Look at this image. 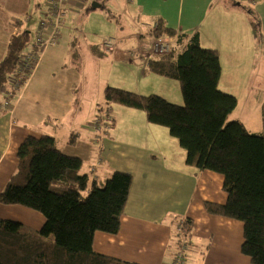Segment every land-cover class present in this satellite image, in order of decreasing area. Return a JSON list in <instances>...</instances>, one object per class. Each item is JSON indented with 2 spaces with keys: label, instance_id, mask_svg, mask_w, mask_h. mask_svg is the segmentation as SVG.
<instances>
[{
  "label": "crops",
  "instance_id": "0c3cea01",
  "mask_svg": "<svg viewBox=\"0 0 264 264\" xmlns=\"http://www.w3.org/2000/svg\"><path fill=\"white\" fill-rule=\"evenodd\" d=\"M124 1L120 12L101 17L93 11L102 3L93 7L88 0H64V23L61 24L58 40L42 55L30 81L22 89L21 97L17 99L18 95L14 96L11 106L5 110L2 108L5 87L3 93L0 92V192L17 171L18 147L29 134H51L63 151L81 156L84 161L94 150L95 140L81 135L91 128L79 120H71L69 112L79 106L87 93L83 81L88 72L77 61L80 46L84 44L88 45L92 56L112 53L116 57L120 51L122 56L130 59V66L135 69V78L130 84L134 91L142 94L146 93V80L141 74L148 70L149 60L155 57L148 56L145 52L147 48L142 50V47L152 41L155 35L153 29L160 21L176 30L175 39L179 33L197 32L203 46L216 48L222 65L220 87L237 97L250 93L256 75V60L261 62L259 73L264 74V0ZM91 2L97 3V0ZM48 18L53 25L49 0H0V59L7 53L12 34L23 29L37 34L41 22ZM80 22H83L82 35L77 34ZM256 30L260 33L256 34ZM95 37L101 38L98 43ZM107 37L119 39L114 51L103 48V40ZM35 40L36 35L33 41L30 40L27 50H31ZM131 49L139 50L133 58L127 56V51ZM70 55L72 61L68 65ZM144 75L152 79L151 74ZM160 83L167 84L166 80H160ZM173 88L177 92V82H172L170 90ZM159 92L167 97L166 93ZM40 94L41 107L38 100ZM35 105L39 109L38 119L31 110ZM28 107L30 112H27ZM142 115L144 133H148L147 142L138 145L135 139L127 138L119 128V120L111 116L112 129L118 126L115 140L111 136L106 142L102 141L105 155L100 157L98 165L89 168L90 173L84 170L90 179L98 182H104L116 169L133 175L121 229L117 234L97 232L95 251L142 264H173L179 238L172 217L177 216L178 228V220L187 216L194 220V229L185 251V264H253L250 257L241 252L244 224L210 214L205 208V201L226 202L228 196L223 189V175L186 163V151L182 146L175 155L176 147L170 149L164 142H152L149 137L154 136L158 129L164 134L167 132L163 130V125L151 123L146 111ZM64 120H69V131L76 140L60 145L59 136L63 138L66 135L58 133L57 129ZM48 124L54 128L50 132L44 126ZM101 131H98L99 139ZM1 218L15 219L34 228H40L45 221L39 211L0 202ZM193 243L195 248L191 246Z\"/></svg>",
  "mask_w": 264,
  "mask_h": 264
},
{
  "label": "trees",
  "instance_id": "16d2710c",
  "mask_svg": "<svg viewBox=\"0 0 264 264\" xmlns=\"http://www.w3.org/2000/svg\"><path fill=\"white\" fill-rule=\"evenodd\" d=\"M164 32L176 35L174 28L160 21L153 33ZM199 37L197 32L177 34L171 51L152 57L148 64L149 71L179 81L183 105L159 93L142 94L113 85L105 88V101L143 109L151 123L168 127L178 138L186 163L223 175L226 202L205 201V208L210 214L241 221V252L253 264H264V133L229 119L238 97L220 87V54L203 46ZM30 40L28 29L11 35L0 59V92L20 66ZM23 87L17 89L18 95ZM108 119L106 131L112 126ZM75 140L71 136L69 143ZM17 156V171L0 192V202L39 211L45 221L34 228L1 218L0 264H142L94 249L97 232L117 234L121 229L133 183L130 172L116 169L104 182L90 179L83 170L84 159L63 151L48 133L26 136ZM180 223L188 246L194 220L181 217Z\"/></svg>",
  "mask_w": 264,
  "mask_h": 264
},
{
  "label": "rangeland",
  "instance_id": "374dc122",
  "mask_svg": "<svg viewBox=\"0 0 264 264\" xmlns=\"http://www.w3.org/2000/svg\"><path fill=\"white\" fill-rule=\"evenodd\" d=\"M91 1L92 0H88V3L93 4V2ZM97 3H102V6L96 8L95 11H93L94 14H96L97 16L104 15L110 17L112 13H118L123 9L125 1L97 0ZM115 18L117 19V16ZM83 20L84 19H82L81 21ZM80 23L82 24L78 28L79 30L77 34L82 35L81 31H83L82 28L83 22ZM35 33H36L35 31H31V41H33V39L35 38L36 35ZM259 33L260 30L256 32V34ZM98 37L94 38L96 40V43H98L99 40L101 39V38L99 39ZM88 49H89L88 45L84 44L83 46H80V55L77 60L78 62H80V64L84 65V67L88 72L87 78L84 79L83 81L87 93L84 94V98L82 102L79 104V106H77L73 110H69V112L71 115L70 117L71 120L73 121L79 120L80 122L85 123V125L91 128L89 132L87 133L82 132L83 134H81L85 139L93 138L95 140L94 150L89 154L88 158H85L84 161L83 170H87L89 172V168L93 165H98V161L100 157L105 155V153L103 152L102 141L106 142V140L111 136L113 137V140H115L114 134L117 132L116 128H118V126L114 130L112 129L113 127L111 126L110 129L106 131L105 130L106 122L107 121L109 122L108 117L112 119V117L114 118L115 116L117 120H119V128L122 129V131H124V135L129 139H135L138 145H143V142H147L146 136L148 133H144L145 127L143 125L142 112L145 111L143 109L130 107L121 103H114V102L107 103L105 101V96H103V91L107 85L120 86L129 90H133L132 88L133 86L130 84V81L134 80L135 78L133 77L135 74V69L130 66V62H129L130 59L122 56L120 51L117 53L118 56L116 57H115L116 54L114 55L112 53H106L101 55L96 54L92 56V54L88 51ZM46 50L43 52V55L46 52ZM76 50L77 48L74 49V51ZM71 61H72V57L70 55L67 61L68 65H70ZM255 63H256L255 66L256 75L253 78L254 83L251 85L250 93L248 95L241 94L240 98L238 97L239 104L237 108L234 110V112L230 115L229 119H238L242 121L243 123H245L247 128L252 132L264 133V118H263V108H262L264 105V74L259 73L261 68V62L259 60H256ZM11 74L14 77V72H12ZM144 74H146L147 76L151 74L150 76H152L151 77L152 79H150L149 76L146 78ZM144 74H141V76L143 77L144 81L146 80L145 81L146 90L144 91L146 92L145 94L160 93L159 91H162L166 93L167 97H169L168 98L169 101L180 105L184 104V95L182 93L179 81L167 77H160L159 75H155V73L148 70L144 71ZM157 78H159V80ZM160 80H166L167 84H161ZM172 82L173 83L177 82L178 84L177 92L174 91V88L172 91L170 90ZM6 83L7 84L4 85L5 96L3 102L6 99V90L10 86L12 88L16 86V84L13 86V82L10 79L6 81ZM166 88H169V90H166ZM41 90H42V84H41ZM19 97H21V94L18 95L17 99ZM38 97H39L38 100L40 102L39 104L41 107L42 94L38 95ZM35 106L34 108H31V110L36 115V119H38L39 109L37 106L36 107ZM3 107L5 108V105ZM27 112H30V107L27 108ZM93 122H94V126L92 125ZM98 124H102L103 127L102 125H100V128H98ZM38 126H39V122H38ZM44 126L45 128L49 129L48 130L49 132L54 129L53 125L51 124ZM69 127H70L69 120H64V123L58 126L57 129L58 133L66 135L63 138H60L59 136L60 145L63 144L65 145L66 141H69V139L71 138V131H69ZM101 127L103 130L101 131V138L99 139L97 137L99 132L96 130V128L100 130ZM162 127L163 130L167 132L166 133L167 135L162 133L161 130L158 129L154 133V136L149 137L150 140L152 142L156 140V144H160L161 142H164L166 143V146L170 149H174L176 147L174 153L175 155H178L179 148H182L178 138L170 133L168 127L164 125ZM40 128L42 129V122L40 123ZM122 131L120 130L119 133L121 134ZM172 220L174 221L175 229H177L176 217H172ZM176 233L179 238L180 235L178 234V231ZM191 246L193 248L196 247L195 243H193V245ZM204 246L201 245L200 246L201 249H203Z\"/></svg>",
  "mask_w": 264,
  "mask_h": 264
},
{
  "label": "built area",
  "instance_id": "2783aa9c",
  "mask_svg": "<svg viewBox=\"0 0 264 264\" xmlns=\"http://www.w3.org/2000/svg\"><path fill=\"white\" fill-rule=\"evenodd\" d=\"M63 1L64 0H49L50 16L53 19V25L50 24L51 21L49 18L41 22L40 29L36 34L34 46L31 48V50H28V52L24 54L20 66L17 68V70L14 71V77L11 75L10 80H12L13 86L15 84L16 86L13 88L10 86L6 90V99L4 100L2 107L4 105L5 108H9L11 106L12 98L18 95L16 93L17 89L22 85L25 86L30 81V76L39 65L43 52L48 47L56 44L60 34L61 24H63ZM49 28H51L50 31L48 30ZM151 40L152 41L148 45L142 47V50H144V48H147L145 52L148 56H160L171 51L175 37L171 36L168 33H162L160 35H153ZM118 42L119 39L117 37H107L103 40L102 45L106 51H114L117 47ZM137 51L139 50L131 49L127 51V56L133 58L136 56ZM11 112H13V110H11ZM182 227L183 223H180L178 228L181 234V241L178 247V251L176 252L173 264H184L185 262V249L187 247V239L183 235Z\"/></svg>",
  "mask_w": 264,
  "mask_h": 264
},
{
  "label": "water",
  "instance_id": "95a60500",
  "mask_svg": "<svg viewBox=\"0 0 264 264\" xmlns=\"http://www.w3.org/2000/svg\"><path fill=\"white\" fill-rule=\"evenodd\" d=\"M100 4L99 3H96V2H93V4H92V6L93 7H97V6H99Z\"/></svg>",
  "mask_w": 264,
  "mask_h": 264
}]
</instances>
